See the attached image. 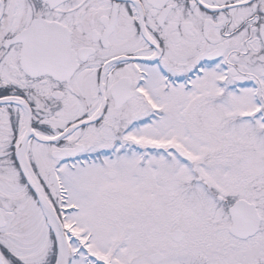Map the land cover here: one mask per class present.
Returning <instances> with one entry per match:
<instances>
[{"label":"snow or ice","instance_id":"snow-or-ice-1","mask_svg":"<svg viewBox=\"0 0 264 264\" xmlns=\"http://www.w3.org/2000/svg\"><path fill=\"white\" fill-rule=\"evenodd\" d=\"M0 264H264V0H0Z\"/></svg>","mask_w":264,"mask_h":264}]
</instances>
